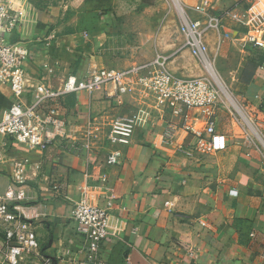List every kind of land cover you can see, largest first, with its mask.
<instances>
[{"label":"crops","instance_id":"1","mask_svg":"<svg viewBox=\"0 0 264 264\" xmlns=\"http://www.w3.org/2000/svg\"><path fill=\"white\" fill-rule=\"evenodd\" d=\"M124 1L10 0L8 13L16 21L6 37L24 51L20 100L32 103L46 90L59 89L69 75L80 79L103 68L125 70L156 55L167 57L166 69L177 76L204 75L200 60L183 48L177 28L180 7L189 19L205 23V15L193 10L199 0H175L178 9L158 11L164 20L153 29L154 37H139L127 48L114 43L111 19L103 15ZM134 1L162 8V0ZM210 1V13L220 15L236 0ZM245 9L243 24L225 20L217 32L206 33L207 57L243 109L253 111L247 113L255 120L251 130L264 143V48L245 41L250 29H261L264 39V0H253ZM137 13L132 15H143ZM123 14L117 16L125 19ZM114 94L105 85L90 94L61 96L60 123L46 151H28L11 140L0 146V193L29 221L40 246L37 256L23 264H87L79 254L83 239L69 220L72 205L81 201L111 202L100 254L104 264H264V149L252 132L241 125L233 132L224 128L217 107L215 127L225 136L226 148L202 153L195 148L194 132L184 130L190 125L207 139L200 112L187 111L186 119L174 116L132 79L119 96L120 105ZM12 99L10 88L1 86L0 118ZM135 105L150 110V121L135 128L128 145L104 141L109 120ZM170 123L174 132L165 144L162 134ZM89 126L100 128L90 140L92 150L83 144ZM114 149L120 159L108 165ZM17 162L23 168L21 182L12 176ZM52 182L59 186L56 195ZM0 264H9L1 234Z\"/></svg>","mask_w":264,"mask_h":264},{"label":"built area","instance_id":"2","mask_svg":"<svg viewBox=\"0 0 264 264\" xmlns=\"http://www.w3.org/2000/svg\"><path fill=\"white\" fill-rule=\"evenodd\" d=\"M253 0H236L231 7L222 11L220 15L210 13L212 2L199 0L193 10L205 15V23L191 20L180 7L178 33L183 38V48L200 60L208 72V76L180 77L169 72L165 63L167 57L156 55L149 62L132 65L125 70L103 68L88 72L82 78L74 75L66 77L59 89L46 90L44 95L29 104H24L20 97L24 91V51L18 43L6 37L9 27L16 21L8 13L10 0H0V87L7 85L12 94V102L2 113L0 118V146H5L11 140L28 151L43 152L51 144L54 130L60 123L58 119V100L63 95L85 91L92 93L99 87L111 85L115 94L114 102L120 105L119 96L127 89V80L132 79L141 92L153 96L155 101L169 109L174 116L186 119L187 111L196 110L204 118L203 133L207 139L202 140L201 132L195 131L185 124V131L194 132L197 137L196 150L206 152L222 151L226 148L225 136L215 127L216 110L219 93L217 79L213 73V61L207 57L205 35L208 31L217 32L225 20L236 24H243L246 15L245 6ZM245 41L257 47L264 48L263 31L252 30L246 32ZM215 81V82H214ZM151 118V112L145 105H135L132 112L114 115L106 124L103 140L113 145H128L136 127L146 125ZM99 127H88L84 133L86 149L92 150L90 140L98 136ZM173 124H168L162 137L165 144L172 140ZM121 153L114 149L106 158L108 165H116ZM23 168L20 162L14 163L12 176L15 181H22ZM53 195L59 191L56 182L50 184ZM111 202L104 206L81 201L72 205L69 220L75 232L81 235L83 242L79 254L81 260L87 264H104L100 260L103 242L108 237V218ZM0 234L4 240V258L9 264H23L37 256L39 242L29 221L18 214L5 194L0 193ZM47 260V259H46Z\"/></svg>","mask_w":264,"mask_h":264},{"label":"rangeland","instance_id":"3","mask_svg":"<svg viewBox=\"0 0 264 264\" xmlns=\"http://www.w3.org/2000/svg\"><path fill=\"white\" fill-rule=\"evenodd\" d=\"M175 0H162V8L159 7H147L146 3L139 4L138 2H135L134 0H126L123 3H120L117 5L115 9L110 8L106 10L107 13H103L104 16H107V19L109 20V26H110V34L112 36V40H114V43H118V46L120 47H128L132 46L134 43H136L138 38L140 37L143 41V38L145 39H152V34L154 33L153 29H158L161 24L163 23L164 17L157 16L158 11H164L166 7L168 8H177V5L179 7V3L174 2ZM167 5V6H165ZM146 8V9H145ZM161 9V10H159ZM178 9V8H177ZM135 12L137 14H143L140 18H133L134 16L132 13ZM141 12V13H140ZM117 13L120 15L124 13L125 19H123L121 16H117ZM146 14V15H145ZM118 17V18H117ZM120 17V18H119ZM139 33V35L137 34ZM147 41V42H148ZM212 61V60H211ZM213 70L218 77V83L215 84L217 86V90L219 93V99H218V122L220 125H222L224 128L234 131L236 126H243L248 128L252 132L253 139L260 145L262 149H264V143L261 141L260 135L253 132L251 128H254L255 120L253 117H249L247 113L249 111L251 114H253V111L247 110L245 111L243 107L240 105L239 100L236 98L233 93H231L224 81L221 79V76L215 71V68L213 66ZM202 76H208V72L204 68V75ZM196 77V76H193ZM253 103L251 102V106ZM255 129V128H254ZM249 131V133H251Z\"/></svg>","mask_w":264,"mask_h":264},{"label":"bare ground","instance_id":"4","mask_svg":"<svg viewBox=\"0 0 264 264\" xmlns=\"http://www.w3.org/2000/svg\"><path fill=\"white\" fill-rule=\"evenodd\" d=\"M209 72L211 73V75H213V77H215L216 79H218V77L216 76V74L213 73L211 66H210Z\"/></svg>","mask_w":264,"mask_h":264}]
</instances>
